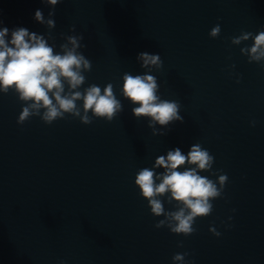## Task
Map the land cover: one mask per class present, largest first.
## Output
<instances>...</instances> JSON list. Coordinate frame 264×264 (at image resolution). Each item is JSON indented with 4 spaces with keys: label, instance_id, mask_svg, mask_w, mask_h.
I'll list each match as a JSON object with an SVG mask.
<instances>
[{
    "label": "water",
    "instance_id": "water-1",
    "mask_svg": "<svg viewBox=\"0 0 264 264\" xmlns=\"http://www.w3.org/2000/svg\"><path fill=\"white\" fill-rule=\"evenodd\" d=\"M52 7L0 0L5 39L25 27L59 52L67 36L82 35L78 51L92 68L79 90L96 84L103 93L112 83L123 110L111 122L93 117L85 125L66 114L50 125L35 116L21 125L23 102L0 92V264H174L185 252V264H264V68L241 55L251 39L231 44L264 30V0H61L50 29L34 14L40 9L47 20ZM218 23L219 37L210 38ZM141 52L158 53L163 67H141ZM125 73L155 76L157 95L178 101L184 122L157 123L164 134L153 135L150 118L134 117L139 105L121 92ZM194 144L228 181L211 215L185 237L155 227L163 216L151 214L135 176ZM211 172L200 174L216 181ZM168 196L165 209L176 210Z\"/></svg>",
    "mask_w": 264,
    "mask_h": 264
},
{
    "label": "clouds",
    "instance_id": "clouds-1",
    "mask_svg": "<svg viewBox=\"0 0 264 264\" xmlns=\"http://www.w3.org/2000/svg\"><path fill=\"white\" fill-rule=\"evenodd\" d=\"M46 2L53 6L48 13L49 18L45 20L42 10L37 9L34 19L39 23H46L51 29L55 27L52 18L55 15L54 6L61 0ZM9 31L8 27H0V92L7 94L11 90L23 102L18 124L23 125L35 116L50 125L58 119H64L66 114L79 118L85 125L91 124L93 117L111 122L123 110L121 101L114 94L112 83L103 88V93L96 84L89 85L83 91L79 90L86 82L84 73L92 68L91 61L78 51L85 47L81 44L82 35L67 36V42L60 45V51L54 52V48L43 36L30 33L25 27L14 28L10 40H6ZM70 31L75 32V26ZM220 33L221 26L218 23L212 27L209 36L217 38ZM250 39V46L245 44L240 48L241 55L247 56L249 63L256 62L264 68V30L256 34L242 32L231 38V44L241 45ZM137 59L143 62L141 67L149 70L151 66H155L157 70L163 67L158 53L141 52ZM231 67L234 68L235 65ZM122 79L123 96L132 104L139 105L132 109L133 116L149 117L148 126L153 129V135L164 134L156 130L157 123L167 126L173 121L184 122V117L180 115V103L161 99L157 95L159 85L155 76L125 73ZM236 82H240L239 77ZM78 101L82 104H78ZM252 124L254 126L255 121ZM186 164L192 167L178 170ZM213 164V155L200 144H194L187 155L177 147L168 151L166 157L159 156L153 168L145 167L137 172L135 185L148 202L151 214L155 217L163 216L155 224L157 229L167 227L171 233L187 237L196 232L194 224L197 218L211 215L212 201L223 198L228 181L226 174L211 172ZM157 167H162L164 172L156 173L154 168ZM201 172H211L212 175H218V179L213 181L208 176L201 175ZM166 193H170L167 203L175 201L176 210L165 209L161 198ZM209 231L217 237L221 235L215 227H210ZM178 247H183L182 241L178 243ZM188 255L187 252L176 253L172 260L174 264H185V257ZM60 264L64 262L61 261Z\"/></svg>",
    "mask_w": 264,
    "mask_h": 264
}]
</instances>
